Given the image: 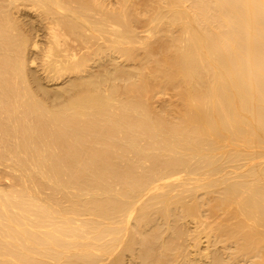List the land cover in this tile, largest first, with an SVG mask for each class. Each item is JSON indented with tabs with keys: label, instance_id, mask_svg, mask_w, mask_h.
<instances>
[{
	"label": "bare ground",
	"instance_id": "obj_1",
	"mask_svg": "<svg viewBox=\"0 0 264 264\" xmlns=\"http://www.w3.org/2000/svg\"><path fill=\"white\" fill-rule=\"evenodd\" d=\"M0 264H264V0H0Z\"/></svg>",
	"mask_w": 264,
	"mask_h": 264
}]
</instances>
